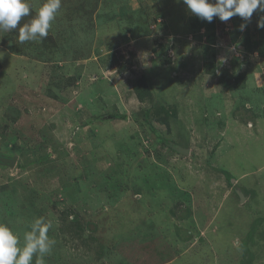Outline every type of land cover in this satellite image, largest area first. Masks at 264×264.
<instances>
[{
  "label": "rangeland",
  "instance_id": "374dc122",
  "mask_svg": "<svg viewBox=\"0 0 264 264\" xmlns=\"http://www.w3.org/2000/svg\"><path fill=\"white\" fill-rule=\"evenodd\" d=\"M261 16L61 0L43 40L0 30V223L50 221L45 264H264Z\"/></svg>",
  "mask_w": 264,
  "mask_h": 264
},
{
  "label": "clouds",
  "instance_id": "9594fccd",
  "mask_svg": "<svg viewBox=\"0 0 264 264\" xmlns=\"http://www.w3.org/2000/svg\"><path fill=\"white\" fill-rule=\"evenodd\" d=\"M182 2L191 14L209 23L214 17L220 21H228L234 16L250 22L254 13H264V0H182ZM60 8L61 0H45L36 15L21 25V20L29 16L31 11L27 0H0V30L12 31L18 28L20 43L43 40L48 36L51 23ZM246 26L247 23H242L239 30L243 31ZM257 27L264 28V16H261ZM51 227L50 221L36 218L30 229L24 233L21 246L17 235L7 225L0 223V264H33V257H36L35 264H45V256L51 253L55 245V240L48 235Z\"/></svg>",
  "mask_w": 264,
  "mask_h": 264
},
{
  "label": "trees",
  "instance_id": "16d2710c",
  "mask_svg": "<svg viewBox=\"0 0 264 264\" xmlns=\"http://www.w3.org/2000/svg\"><path fill=\"white\" fill-rule=\"evenodd\" d=\"M144 81H145V79H144ZM142 87H145L144 85H143V81H142V83L141 82H139L135 87H134V93H135V95H136V97L139 99V100H143L144 98H149L150 96H151V93L149 92V90H148V88L146 87V89H145V92L144 93H142L141 92V88ZM114 119H118V120H125L126 119V117L125 116H117V117H115Z\"/></svg>",
  "mask_w": 264,
  "mask_h": 264
},
{
  "label": "crops",
  "instance_id": "0c3cea01",
  "mask_svg": "<svg viewBox=\"0 0 264 264\" xmlns=\"http://www.w3.org/2000/svg\"><path fill=\"white\" fill-rule=\"evenodd\" d=\"M184 30H182V29H179V31L177 32V33H185V34H189V33H187L188 32V30L187 29H185V28H183ZM184 34V35H185ZM179 36V35H178ZM176 41H173V44H174V48H176V43H175ZM189 49V48H188ZM202 66H203V64H201V67H200V69L202 68ZM135 68V67H134ZM140 69H143L141 66L139 67ZM127 71V70H126ZM143 71V70H142ZM122 74V73H121ZM120 74V75H121ZM125 73H123L121 76H123ZM146 87L148 88V90H149V92L151 93V89L149 88V86L147 85V86H145V87H142L141 88V92L142 93H144L145 92V89H146ZM145 99V98H144ZM135 101L136 102H141L142 104H143V102L141 101V100H138L137 98H136V96H135V100H133V105H135ZM145 103H146V100H145ZM137 108V107H136ZM135 108V109H136ZM118 116V115H117ZM122 116V115H121ZM119 121V120H118Z\"/></svg>",
  "mask_w": 264,
  "mask_h": 264
},
{
  "label": "water",
  "instance_id": "95a60500",
  "mask_svg": "<svg viewBox=\"0 0 264 264\" xmlns=\"http://www.w3.org/2000/svg\"><path fill=\"white\" fill-rule=\"evenodd\" d=\"M16 163V159H8L4 157H0V164L7 165L10 168H13Z\"/></svg>",
  "mask_w": 264,
  "mask_h": 264
}]
</instances>
